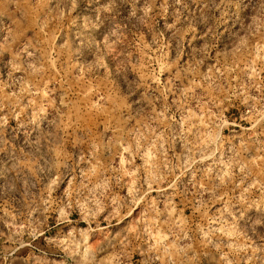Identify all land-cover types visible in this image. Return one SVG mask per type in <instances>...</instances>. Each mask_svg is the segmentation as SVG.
<instances>
[{
  "label": "clouds",
  "instance_id": "1",
  "mask_svg": "<svg viewBox=\"0 0 264 264\" xmlns=\"http://www.w3.org/2000/svg\"><path fill=\"white\" fill-rule=\"evenodd\" d=\"M9 7H17L18 0H6ZM61 6L55 10H50L48 16L50 21L56 25L65 23L71 24L73 29L62 41V45L67 41L66 47L74 51L81 58L83 64L89 65L97 74L102 71L104 79L107 81L105 93L99 95V100L92 107L97 112L107 111L106 104L113 103L116 90L128 97L130 104L126 111H121L119 104H113L112 112L115 113V122L106 123L103 131L96 138L82 136L79 141L73 140V158H69L64 153V138L59 135L63 130V121L59 117H54L50 122L48 119L46 104L42 101L36 105L35 100H30L28 107H32L31 115L23 122V128H30L24 137V147L27 152L23 153L35 166L36 176L31 173L27 176L19 177V187H15L16 181L5 182L0 186L6 192H15L19 197V202L23 207L25 197L30 196L33 191L44 188V193L39 197L37 210H42L45 220L50 211H55L57 216V227L60 224H68L69 231L57 233L54 236L45 237V243L50 249L57 251L55 264H110L108 254L101 255L113 243L105 237L103 248L90 243L96 234L105 233L106 230L100 227L99 217L110 209L106 219L120 216L122 211L127 214L145 203L153 209L156 217L165 216L163 222L157 219L151 221L141 220L134 228H129L123 238L118 241L121 245V253L124 248L134 240H143L148 244L149 251L157 255L155 259L168 264H193L198 259L197 246L207 247L212 245L222 252L226 247L229 253H223L222 259L226 264H233L228 259L229 254L238 255L240 252H247L250 245L244 238L238 227L237 219L231 211V199L226 196L225 189L233 183V175H238L243 181L248 177L244 167L238 161H225V153L221 149L224 142L222 129L226 122H212L211 126H206L207 130H202L201 123L203 117H196L194 113H189L183 106L190 99L183 87L178 89L182 103H177L176 108L180 113V119L166 117L167 107L166 97L171 92L170 81L168 84L161 82V76L169 72L171 65L168 63V49L163 40V32L152 35V44L155 47L154 57L137 56L135 62L127 50L113 53L112 49L120 47L124 34L128 31V25L143 30L148 27L153 20L154 14L167 17L169 15V0H162L157 8V0H119L120 4L128 7L123 20H118L119 15L118 0H105V5L101 9L97 6L98 0H84L86 11L73 18V12L79 7V0H59ZM194 3L203 5L200 8L199 21L203 24L211 25L206 27L208 39L199 47L192 46V52H198L201 56L199 61L203 64L211 54L212 45L216 40V29L222 23L224 25L225 55L232 56L239 53L242 48H247L250 41L259 40L264 42V0H193ZM39 6L40 0H35ZM172 7L175 9V23L165 21L164 30H172L176 37V57L184 54L185 36L189 32H195L197 17L193 14L189 19L184 16L181 9H186L185 0H172ZM231 15L228 16V11ZM218 14V15H217ZM37 27L47 37L44 32L45 21L38 20ZM179 25V27H178ZM191 43V42H190ZM13 45H17L11 58L4 60L5 50H11ZM233 45H235L233 47ZM39 47V42L25 40L17 44L14 36L0 44V71L6 70L8 80L12 82L16 90L9 93L6 99L12 101L10 115L13 119L19 120L20 113L16 111L22 103L25 95L33 96L36 88L33 84L29 87L30 78L36 77L44 71V61L52 70L56 68V62L51 51L47 57L37 55L35 49ZM147 51H151L147 44L143 45ZM112 60V67L105 63V60ZM177 74L183 73L185 79L189 75H194L195 67L191 73L188 67L177 68ZM20 74V75H18ZM210 80L211 77H208ZM151 82L154 85L150 89L151 95L147 98L148 107L155 113V100L163 99L164 110L154 116L151 122L143 119L145 106L141 103V85ZM215 81H213L214 83ZM5 85L0 84V92H3ZM251 88H256L260 92L259 97L249 95L250 88L245 86L243 91L234 93L237 99H241L242 104L248 105L251 109L247 115L242 114V118L254 121L253 128L264 122V90H261L256 83H252ZM167 89V91H165ZM143 91H149L144 88ZM156 93H160L157 97ZM251 101V103H249ZM64 104V98L61 99ZM3 102H0V112L3 111ZM64 107H68L64 104ZM140 117V120H137ZM167 121H174L178 125V130L170 131L171 125ZM196 121V122H194ZM46 125V129L41 124ZM7 124V117L0 116V137L3 136ZM162 125H166L162 127ZM22 130V129H21ZM182 155L175 156L172 163L169 156V149L175 150L178 146ZM6 143V141H4ZM87 143V151L83 144ZM231 147V145H230ZM105 153L112 156H119L118 166L109 162L105 164ZM229 156L232 153H228ZM137 159L140 163L137 164ZM19 167V162L17 163ZM210 182V187H205L197 180ZM80 180L77 182L76 177ZM197 191L208 193L210 199L204 201L202 198L197 201L195 211L207 216L208 205L223 201L219 214L215 218L208 217L207 227L204 224L189 226L188 218L179 214V219H173L175 205L169 197L165 202L163 210H157L148 196L153 191V185H161L169 181V187L175 189L182 178ZM67 180V186L61 193V198L57 202L51 198V189L58 188ZM43 182V183H42ZM239 186V185H237ZM123 187L127 189L124 197L115 195L113 189ZM252 189H259L262 193L260 200L264 201V183L252 182L244 191L251 193ZM255 203V201H254ZM55 204V208H53ZM256 210L260 211L257 204ZM73 211L80 214V221L86 223V229H80L77 225L79 221H72L70 216ZM261 220H256L255 224H261ZM95 224V227L92 225ZM44 222L39 223L29 221L22 227L16 229V239H10L13 245L23 248L28 243L35 242L39 236L43 235ZM213 225H218L213 227ZM167 227V234L161 233V228ZM192 233L189 235V233ZM27 235L28 241L24 237ZM227 239V242H225Z\"/></svg>",
  "mask_w": 264,
  "mask_h": 264
},
{
  "label": "rangeland",
  "instance_id": "2",
  "mask_svg": "<svg viewBox=\"0 0 264 264\" xmlns=\"http://www.w3.org/2000/svg\"><path fill=\"white\" fill-rule=\"evenodd\" d=\"M162 0H157V8ZM186 9H181L184 16L191 19L193 14L197 17L195 24L196 31L189 32L185 40L184 54L178 59L176 57V37L173 36L172 30H164V23H175V9L172 7V0H169V15L167 17L154 14L150 25L143 30L128 25V31L124 34V39L120 47L113 48V53L120 52L123 54L127 50L128 55L133 58L154 57L156 55L155 47L152 44V35L163 32V40L168 49V63L171 65L169 72H165L161 76V82L168 84L170 81L171 92L167 95L168 111L165 112L166 117H175L180 119V113L177 111L176 104L182 103L178 89L183 87L188 93L190 99L183 106L189 113H194L196 117H203L199 121L202 130H207L206 126H211L212 122H226V126L222 129L224 142L221 149L225 153V161H238L240 166L244 167L248 177L241 180L238 175H233V183L229 184L225 189L226 196L231 199V211L237 219V227L241 235L247 239L250 247L247 252H240L238 255L229 254L228 259L233 264H264V201L260 200L262 193L259 189H252L251 193L244 191L252 182L259 181L264 183V122L253 128L254 121L242 118V114L247 115L251 109L246 104L241 103L234 93L243 91L245 86L250 88L249 95L259 97L260 92L256 88H251L252 83H256L261 90H264V42L250 41L247 48H242L239 53L232 56H226L224 42V25L221 23L216 29V40L212 45L211 54L204 59L203 64L199 61L201 56L198 52H191L192 46L199 47L208 39L206 27L199 21L200 8L193 0H185ZM105 5V0H98L97 6L101 9ZM61 6L59 0H40L39 6H36L35 0H18L17 7H9L6 0H0V44L5 43L10 36H14L17 44L23 43L26 39L33 43L39 42V47L35 49L37 55L43 54L47 57L49 51L56 62L55 70L48 67L47 61H44V71L40 75L30 78L29 87L33 84L36 88V94L33 96L25 95L22 103L16 109L20 113L19 120L13 119L10 115L12 101L6 99L9 93L16 90L12 82L8 80L5 71H0V84L5 85L3 92H0V102H3V111L0 116L7 117V124L0 137V186L5 182L12 183L16 181L15 187H19V177L27 176L29 168L31 173L36 176L35 166L29 159H26L23 153L28 150L24 147V137L30 128H23V122L31 115L33 108L28 107L30 100H35L36 105H40L42 101H48L46 104L49 122L54 117H59L63 121V130L59 135L64 138V153L69 158H73L75 153L72 151L73 140L79 141L82 136L96 138L103 131L106 123L115 122V113L112 112L113 104H119L121 111H126L130 104L128 97L122 95L116 89L113 83L112 87L116 90L113 103L106 104L100 100V104L104 105L107 111L97 112L92 107L99 100V95L105 93L107 81L104 79L102 71L97 72L90 68L89 65L83 64L81 58L76 53L66 47L67 41L62 45V41L67 34L71 33L73 26L71 24L56 25L54 21H50L48 13ZM119 15L118 20H123L128 7L120 4L118 0ZM86 11L84 8V0H79L78 9L73 12V18ZM231 9L228 16L231 15ZM218 15V14H217ZM45 21L44 32L48 33L46 37L37 27V21ZM179 27V25H178ZM191 42V43H190ZM147 44L151 51L143 48ZM235 45H233L234 47ZM17 45H13L11 50H5L4 60L11 58L12 52L15 51ZM105 63L112 67V60L107 59ZM2 67V65H0ZM188 67L191 73L192 67H195L194 75L184 78L183 73L177 74V68ZM20 75V74H18ZM208 77H211L209 80ZM213 81H215L213 83ZM154 85L147 82L141 85V103L145 106L143 119L151 122L152 118L164 110L165 104L163 99L155 100V113L148 107L147 98L151 95L150 89ZM144 88L149 91H143ZM167 91V89H165ZM159 97L160 93H156ZM64 98V107L61 99ZM251 103V101H249ZM137 117V120H140ZM196 122V121H194ZM170 124V131L178 130V125L174 121H167ZM162 125V127L166 126ZM42 128L46 129L44 123ZM22 129V130H21ZM6 141V143H4ZM180 138L178 137V146L175 150L169 149L168 156L172 163H176L175 156L182 155L179 147ZM231 145V147H230ZM87 143L83 144V148L87 151ZM228 153H232L231 156ZM119 156H112L105 153L104 163H113L118 166ZM19 162V167L17 163ZM140 161L137 159V164ZM79 182L80 177H76ZM187 177L182 178L176 188L169 187V181H165L161 185H153V191L148 196L153 202L157 210H163L165 202L169 197L175 205V213L173 219H179V214L188 218L189 226L195 227L204 224L207 227V218H215L219 214L218 210L222 207L223 201L208 205L207 216H203L201 212L195 211V206L199 199L208 201L210 199L208 193H201L193 188L191 184L184 181ZM197 180L210 187V182L200 180L197 174ZM43 183V182H42ZM68 181L65 180L58 188L51 189V198L59 201L61 193L66 188ZM239 185V186H237ZM116 196L122 198L125 196L127 189L117 187L113 189ZM44 193V188L39 191H33L30 196L25 197L23 207L19 202V197L15 192H6L0 189V264H55L57 251L50 249L45 243V237L54 236L57 233L66 234L71 227L68 224H60L57 227V216L55 211H50L45 216L42 210H37L39 205V197ZM255 201V203H254ZM257 204L260 205V211L256 210ZM55 208V204H53ZM110 209L99 217L100 227L106 232L96 234L90 240L94 246L103 248L105 237L112 240L113 243L108 248L103 249L101 255L108 254L110 264H168L167 261L155 259L157 255L149 251L148 244L143 240H134L127 245L121 253V245L118 243L123 238V234L129 229L137 226L141 220L151 221L157 219L163 222L166 217H156L153 215V209L145 203L137 206L131 214L122 211L120 216L106 219ZM70 219L74 222L79 221L78 227L86 229L88 225L80 221V214L73 211ZM256 220L262 223L255 224ZM29 221L39 223L44 222L43 235L38 240L26 244L20 248L13 245L9 238L16 239V229L27 224ZM218 225H213L217 227ZM95 227V224L92 225ZM162 234H167V227L161 228ZM192 233L190 232L189 235ZM28 241L27 235L24 237ZM227 242V239H225ZM198 259L193 264H226L222 259L223 253H229V249L224 247L221 251L212 245L207 247L197 246L196 249ZM177 264H180L179 259Z\"/></svg>",
  "mask_w": 264,
  "mask_h": 264
}]
</instances>
